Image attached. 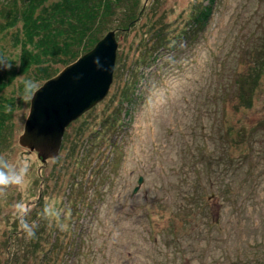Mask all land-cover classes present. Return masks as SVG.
<instances>
[{
    "label": "rangeland",
    "instance_id": "1",
    "mask_svg": "<svg viewBox=\"0 0 264 264\" xmlns=\"http://www.w3.org/2000/svg\"><path fill=\"white\" fill-rule=\"evenodd\" d=\"M199 3L208 4L138 0L136 23L117 35L108 95L46 164L18 143L44 82L28 93L17 76L0 91L14 124L0 155L29 168L24 185L0 195V264H264V127L239 137L264 121V75L249 108L232 90L243 50L264 32V0H216L196 40L141 64L149 33L166 25L161 33L175 35ZM16 35L0 28V62L12 69ZM127 87L137 99L116 119Z\"/></svg>",
    "mask_w": 264,
    "mask_h": 264
},
{
    "label": "trees",
    "instance_id": "2",
    "mask_svg": "<svg viewBox=\"0 0 264 264\" xmlns=\"http://www.w3.org/2000/svg\"><path fill=\"white\" fill-rule=\"evenodd\" d=\"M206 2L208 4L192 6L189 21L175 35L174 30L161 33L166 25H160L157 31L150 32V35L153 33V38L149 35L148 43L156 41L145 48L142 66L156 62L163 49L173 51L196 40L211 18L216 0ZM136 4L138 0H2L1 31L19 30L21 38L16 35L13 39L20 46L18 66L0 71V91L17 76L23 78L22 84L26 81L46 82L55 77L61 68L91 50L106 32L115 31L116 37L118 33H127L142 10ZM151 28L154 29L153 26ZM243 52L241 60L244 68L235 72L232 87L237 108L251 107L256 92L262 89L264 32ZM136 99L133 88L123 90L119 103L113 109V113L118 115L116 119H119L120 114L128 112L129 108H123V102L132 106ZM258 123L248 130L242 129L241 136H238L244 142L250 141L254 132L261 126L264 127V121ZM13 130L11 114H6L4 108L0 107V153L11 145Z\"/></svg>",
    "mask_w": 264,
    "mask_h": 264
},
{
    "label": "water",
    "instance_id": "3",
    "mask_svg": "<svg viewBox=\"0 0 264 264\" xmlns=\"http://www.w3.org/2000/svg\"><path fill=\"white\" fill-rule=\"evenodd\" d=\"M118 41L108 31L88 52L44 82L30 99L20 146L37 153L43 164L56 159L65 130L102 102L113 82ZM142 178L133 192L136 193Z\"/></svg>",
    "mask_w": 264,
    "mask_h": 264
},
{
    "label": "clouds",
    "instance_id": "4",
    "mask_svg": "<svg viewBox=\"0 0 264 264\" xmlns=\"http://www.w3.org/2000/svg\"><path fill=\"white\" fill-rule=\"evenodd\" d=\"M12 65L7 62H0V69L10 70ZM34 87V82L26 81L25 90L31 93ZM28 165H18L9 161L4 155H0V195L3 194V190L9 186H21L25 184L28 176ZM19 207V206H18ZM22 227L28 230L29 235H33L32 227L28 225L26 221L21 219Z\"/></svg>",
    "mask_w": 264,
    "mask_h": 264
}]
</instances>
